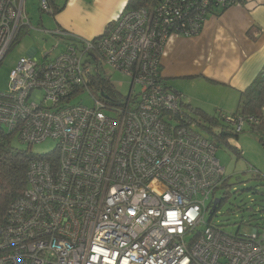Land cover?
I'll list each match as a JSON object with an SVG mask.
<instances>
[{
  "label": "built area",
  "instance_id": "built-area-1",
  "mask_svg": "<svg viewBox=\"0 0 264 264\" xmlns=\"http://www.w3.org/2000/svg\"><path fill=\"white\" fill-rule=\"evenodd\" d=\"M240 4L155 0L122 11L95 39L55 29L41 61L36 51L18 61L0 93V128L22 144H57L28 163L26 189L0 227V264H264V226L230 235L207 220L224 169L207 123L183 114L161 73L169 39L196 37L208 17ZM38 9L53 15L49 0ZM29 25L25 0H0V62ZM102 67L128 79L120 103L93 91L98 75L110 81ZM82 94L91 107L71 103ZM220 119L235 134L246 125Z\"/></svg>",
  "mask_w": 264,
  "mask_h": 264
},
{
  "label": "crops",
  "instance_id": "crops-1",
  "mask_svg": "<svg viewBox=\"0 0 264 264\" xmlns=\"http://www.w3.org/2000/svg\"><path fill=\"white\" fill-rule=\"evenodd\" d=\"M127 1L54 0L61 9L49 15L54 27L42 25L41 30L49 34L60 29L80 39H95ZM263 66L264 0H243V4L208 17L198 36L169 39L161 57L167 88L181 95L184 105L210 116L213 110L232 115L239 94Z\"/></svg>",
  "mask_w": 264,
  "mask_h": 264
},
{
  "label": "rangeland",
  "instance_id": "rangeland-1",
  "mask_svg": "<svg viewBox=\"0 0 264 264\" xmlns=\"http://www.w3.org/2000/svg\"><path fill=\"white\" fill-rule=\"evenodd\" d=\"M25 9L30 25L22 29L18 41L10 47L0 62L1 94H6L9 91L10 73L16 67L18 61L25 57L30 49L36 51L34 58L37 61H41L43 54L51 51L55 45V40L52 36L41 30L42 25L45 29L53 28L54 23H52L48 14L39 11L38 0H25ZM112 22L113 20L108 25ZM61 50H63L62 46L53 50L54 53L52 52V54L55 55ZM97 71H104L106 75L111 74L110 81L118 93L122 95L128 93L129 81L120 72L106 67H102V69L98 68ZM41 95V93H35L33 99L36 102H40ZM79 101L87 107L92 106V101L87 94L79 95L71 103L76 104ZM182 111L191 120H201L188 108V103H185ZM106 114L111 115L110 112H106ZM210 114L216 116L222 123L223 121L220 119V116L228 115L225 113L219 114L215 110ZM204 126L206 127L205 134L207 137L214 140L213 135L207 129L209 127L213 129L214 134L217 133V130L208 124ZM56 144L51 139H47L31 147L20 143L17 138H14L12 142L15 148L29 150L37 156L54 152ZM227 144L229 146L237 145L241 155L232 151V149L223 143H216L217 150L215 156L220 166L224 169L227 186L217 190L214 196H211L207 201V204H211L212 199H223L217 211L211 218L207 217V220L210 219L212 225L219 227L227 234L242 236L249 234L254 229V226L257 223H262V219H264V150L254 134L250 132L248 125H245L244 130L237 137L233 136L229 138Z\"/></svg>",
  "mask_w": 264,
  "mask_h": 264
},
{
  "label": "trees",
  "instance_id": "trees-1",
  "mask_svg": "<svg viewBox=\"0 0 264 264\" xmlns=\"http://www.w3.org/2000/svg\"><path fill=\"white\" fill-rule=\"evenodd\" d=\"M49 1L50 6L53 9V15L57 14L61 9L55 6L54 0ZM154 1L155 0H128L124 10H137L140 8L149 9L153 6ZM19 37L20 34L18 35L14 44L18 41ZM66 40L74 41L72 38H66ZM98 76L94 80L93 91H100L105 96H103V98H109V102L110 99L113 98L117 103H120L122 95L115 90L113 84L109 80ZM182 105L185 106L183 104V101ZM188 108L197 117L217 130V133L214 134L213 129H211L210 127L207 129L209 133L213 135L214 140H212V142L215 145L216 143H223L228 146V148L232 149V151L240 154L238 148L235 145L229 146L227 144L229 138L238 136V134L232 132V129L228 125L222 123L216 116L207 115L200 109L191 108L189 106ZM263 110L264 66L262 67L256 78L253 80V82L246 88V90L239 94L237 108L231 115L232 117H240L246 121V125H248L250 132L254 134V136L258 140V143L264 150ZM248 118H252L254 120V123L248 122ZM14 138L18 139V135L14 132H8L5 129L0 128V227L7 222L10 206L17 199L22 197L26 189V172L28 163L34 159L52 155L55 152L54 151L50 154L41 156L34 155L29 150H20L15 148L12 145ZM27 146L31 147L33 145ZM226 186L227 184L225 181L221 188H225ZM222 202L223 199L219 200L218 205L214 209H211L208 217H212V215L217 211ZM262 220V223H257L254 228H257L258 226H264V219Z\"/></svg>",
  "mask_w": 264,
  "mask_h": 264
},
{
  "label": "water",
  "instance_id": "water-1",
  "mask_svg": "<svg viewBox=\"0 0 264 264\" xmlns=\"http://www.w3.org/2000/svg\"><path fill=\"white\" fill-rule=\"evenodd\" d=\"M34 52H35V50H33V49H31V50H29L28 52H27V56L28 57H31L33 54H34ZM102 96H104L103 94H102ZM105 97V96H104ZM218 203H219V200H214L213 201V204H212V206H211V209H214L217 205H218Z\"/></svg>",
  "mask_w": 264,
  "mask_h": 264
}]
</instances>
